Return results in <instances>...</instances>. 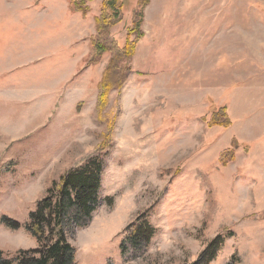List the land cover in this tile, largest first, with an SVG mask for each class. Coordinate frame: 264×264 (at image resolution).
<instances>
[{"label": "rangeland", "instance_id": "374dc122", "mask_svg": "<svg viewBox=\"0 0 264 264\" xmlns=\"http://www.w3.org/2000/svg\"><path fill=\"white\" fill-rule=\"evenodd\" d=\"M108 1L0 0L3 260L40 258L33 214L93 161L95 210L62 223L72 264H201L216 238L210 264H264V0H115L102 33ZM136 12L143 37L104 105Z\"/></svg>", "mask_w": 264, "mask_h": 264}, {"label": "trees", "instance_id": "16d2710c", "mask_svg": "<svg viewBox=\"0 0 264 264\" xmlns=\"http://www.w3.org/2000/svg\"><path fill=\"white\" fill-rule=\"evenodd\" d=\"M149 2L150 0H140V6L143 8ZM114 9L116 10L115 0H110L104 4L103 12L96 20L97 28L100 32L107 33L112 26L121 21L119 14ZM111 10L114 11V14H111ZM141 15L139 12L135 13V21L129 31L127 44L121 52L117 51L119 55H122L112 58L104 73L102 80L104 93L101 96V101L104 105L109 92L122 87L123 70L118 69L120 59L131 60L135 55L138 41L143 37ZM133 35L135 36L134 41L131 40ZM96 45L98 46V44ZM225 112L226 110H222L221 114L224 113L223 115H225ZM221 120V117L217 119L215 116L211 120V125L230 126V121L223 120L221 122ZM110 139V135H105L102 138V147L106 146L105 148H107L111 144ZM102 170V162L96 164L92 161L84 168H78L75 172L70 171L67 177L62 176L58 182H53L52 188L48 190V196L40 202L36 213L33 214V224L28 227L42 244L43 249L29 251L25 254H40V258L36 259L34 256L32 258L26 257L20 261V264H72L73 249L64 235L62 223L69 211H72L73 217L76 215L86 218L91 217L98 202L97 193ZM55 189L58 191H55ZM138 231L140 232V230ZM222 242L221 238H216L210 243L202 255L201 264H210L216 258L218 247L222 245ZM51 243L53 244L51 245ZM0 264H13V262L3 260L0 253Z\"/></svg>", "mask_w": 264, "mask_h": 264}]
</instances>
